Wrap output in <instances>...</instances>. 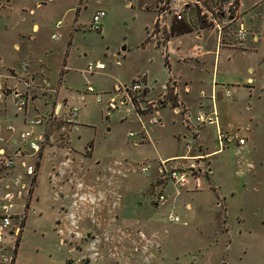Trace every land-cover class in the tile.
<instances>
[{
	"label": "rangeland",
	"instance_id": "374dc122",
	"mask_svg": "<svg viewBox=\"0 0 264 264\" xmlns=\"http://www.w3.org/2000/svg\"><path fill=\"white\" fill-rule=\"evenodd\" d=\"M78 2L2 0L0 8L2 58L25 77L19 65L24 49L32 48L36 58L42 56L49 83L55 91L59 87L58 93L36 91L27 107L36 108L31 114L45 117L54 101L78 108L69 139H57L59 127L50 131L31 198L14 202L13 214L25 215L15 264H264V0H242L245 48L221 50L214 79L212 55L203 64L181 65L192 46L200 45L193 34L169 41L168 66L163 47L145 44L155 21L154 0ZM99 9L106 16L95 32L91 17ZM194 23L191 29L209 27ZM206 33L212 48L215 32ZM253 34L258 43L251 42ZM89 63L104 68L89 74ZM179 76L192 82L188 97L197 103L187 122L166 105L158 110L160 124H147L148 137L142 140L133 114L106 109L116 85L139 78L145 79L147 100L161 98L168 85L175 86L183 104L186 90ZM8 86L24 90L16 80ZM80 95L82 103L75 101ZM20 111L11 97L0 100V120L13 122ZM198 113H214L216 124L197 125ZM128 132L137 139L127 138ZM185 155L196 158L183 160ZM167 157H175L167 167L189 173L176 196L158 172ZM142 164L150 165L147 172H140ZM159 193L169 197L165 206H154ZM170 213L178 223L168 221Z\"/></svg>",
	"mask_w": 264,
	"mask_h": 264
},
{
	"label": "built area",
	"instance_id": "2783aa9c",
	"mask_svg": "<svg viewBox=\"0 0 264 264\" xmlns=\"http://www.w3.org/2000/svg\"><path fill=\"white\" fill-rule=\"evenodd\" d=\"M2 0H0V8ZM191 10L197 11L194 16H190ZM153 12L155 13V21L153 29L149 35V40L154 41L157 46L165 47L171 39V28L179 23H190L194 21L200 23H208L217 34H221L224 27L235 23V35L237 45L243 47L246 37V29L242 21L240 13L239 0H154ZM103 10L96 11L91 17L90 29L95 32L101 30V20L104 18ZM198 26V25H197ZM199 27V26H198ZM56 29H60L61 25H55ZM201 28V27H199ZM57 41L58 36H53ZM199 48H191L187 57H197ZM20 69L24 72L27 68L26 63L22 62ZM104 68L101 63H89L85 71L93 74L96 70ZM8 76L11 80H16L24 85V90H19L16 86H0V100L11 97L15 106L22 110L20 113L27 111L28 104L35 100L36 91L53 92L46 85L36 86L32 80L25 76L19 77L15 71L10 70ZM144 79L132 81L129 85H116L114 96L109 97L106 103L108 111H117L121 109L126 114H133L137 123L141 126L139 139H147L146 125H159L160 115L158 110L166 105L173 109L175 115H180L182 120L187 122L190 115L185 109H179L182 104L179 102L175 86L166 85L163 96L155 101L147 100V88ZM56 93L57 90L55 91ZM87 93H92L93 89L87 87ZM203 96V92H200ZM35 110V109H34ZM78 108L67 107L66 103L52 104L51 109L45 117L35 116L26 119L23 123L25 126L22 130L11 123H3L0 120V264H15L16 253L19 246L20 235L23 227L25 215L17 216L13 214L16 206L15 200L22 197L31 198L36 187L37 177L41 162L44 159V147L46 140L50 136L53 127H59L60 135L57 139H69V131L76 125V116ZM187 115V117H186ZM143 116H149L144 121ZM197 125H214L216 124L215 114L198 113L195 117ZM40 130H37V128ZM127 138L137 139V135L128 132ZM185 139V138H184ZM229 139V138H228ZM238 144L243 145L244 141L238 138ZM192 142L185 143L187 151L190 150ZM184 159H191L181 157ZM32 160V164L29 160ZM172 161V160H171ZM169 160L159 162L158 172L163 178V182H169L175 191V196L180 194V190L187 185L189 173L184 167H167ZM150 165L142 164L140 172H147ZM193 165L188 170L191 172ZM195 186L199 187V182L195 181ZM169 197L164 193H159L155 198L156 206H165ZM20 217V223H13L14 219ZM167 219L170 223H178L179 219L173 213L168 214Z\"/></svg>",
	"mask_w": 264,
	"mask_h": 264
},
{
	"label": "crops",
	"instance_id": "0c3cea01",
	"mask_svg": "<svg viewBox=\"0 0 264 264\" xmlns=\"http://www.w3.org/2000/svg\"><path fill=\"white\" fill-rule=\"evenodd\" d=\"M11 1L12 0H3V2L6 3V4H9ZM50 1H52V0H50ZM239 1H240V13H241L242 21H243V16L242 15L246 14L247 11L244 10V5L242 4V0H239ZM81 2H82V0H79L78 5H80ZM36 7L40 8L41 4L39 2H37ZM99 10H102V9H99ZM105 16H106V13H105ZM105 16H104V18H105ZM103 19L101 20V28H102ZM193 22L194 21H192L191 23H193ZM232 24H229L230 26L229 25L225 26L223 31H222V33L219 34V35L217 34V32L213 28H199L198 26H195L194 29H191L193 27L192 26L190 29L193 30V31H191V32L180 34V35L171 36L170 41L173 38H177V37H180V36H185V35H188V34H193L194 37H195V41L200 43L199 46H192V47L193 48H199L202 51V53L199 54L197 57H193V58L187 57V55H188V53H187V55L184 56L181 59V61H180L182 63L181 65H186V63L188 61L191 62L193 60L196 63H201L202 62V64H203V63H205V57L209 56V55H212L213 56L212 78L214 79L216 77L217 71H218L217 70V68H218L217 65H218V62H219L220 51L223 50V52L232 53V52L235 51V49L239 50V48L236 46L237 43H238L237 39H236V35H235L236 24L235 23H232ZM37 28H38L37 24L35 22H33L32 29L36 30ZM245 29H246V27H245ZM208 31H214L215 32V36H216V40L213 43L214 46H212V48H209L210 37L209 38L205 37V33L208 32ZM247 32L248 31L246 30V37H245V40L243 42V47L244 48H245V43L247 42V37H248V33ZM147 42H153V41L149 40L147 38L145 40V44H147ZM251 42H253V43H258L259 42V38H258L257 34H253L252 35ZM234 43H236V44H234ZM145 44H143V45H145ZM152 44H155L157 48H161L160 46H157V44L155 42H153ZM167 45L165 47H163V49L165 51L164 52V59H165V65L166 66H168V64H167L168 63ZM15 49H18V47L15 46ZM241 50H243V49H241ZM23 54H24V57H22L23 60L21 61V63L22 62L26 63L27 68L25 70V75L30 79V81L32 80L36 84H37V82L40 81L44 85L48 86L50 89H54L53 86L49 83L48 77L45 74H43V72H42V69H43V63H42V60H41L42 56L40 58H36L35 55H37V54L33 51L32 48H25L24 51H23ZM40 55H42V54H40ZM229 57L230 56L228 55L226 57V60H229ZM19 64L20 63H17L16 65L18 66ZM2 65L5 66L4 70H1V69H3ZM14 65H12V66L8 65V58H6V59L2 58L1 53H0V86H8L9 81H12L11 78L8 76V71H10V70L14 71ZM117 65H118V63H117ZM7 69H9V70H7ZM179 79L182 80L183 84L185 85L186 92H184L183 95H186V97L185 96L183 97V99H182L183 104L182 105H183V108L186 109V112L189 115L190 112H188V111H190L191 109L197 107V103L194 100H192L190 97H188L189 93H190L189 84H191L192 82L187 80V78H185V77L182 78V76H179ZM144 81H145V79H144ZM144 83L146 84V82H144ZM8 87H11V86H8ZM215 87H216L215 83L214 84L211 83L210 92L212 94V97H213V93H215V91H216ZM57 88L58 89H56V90L58 91L59 87H57ZM34 97H35L34 99H36V95H34ZM75 99H76L75 101H80V102L84 101L83 95L77 96V97H75ZM210 100L213 101V99H210ZM198 104H201V103H198ZM200 107L203 108V105H200ZM34 109H36V108L33 106V109H27V111L24 112V113H19V112L14 113L13 122L12 121H6L5 122V121H2V120L1 121L3 123H11L17 128V130H22L25 127L23 125L24 121L26 119L35 117L34 115L31 114L32 110L34 112ZM6 115H7V110L4 108L3 117L6 118ZM205 115H208V114H205ZM188 125H189V123H188ZM45 155L46 154L44 153V156ZM205 156L206 155H204L203 157H205ZM181 157H187V158H191V159L196 158V157L189 156V155H187V156L185 155V156H181ZM199 157H201V156H199ZM173 158H175V157H167V158H165L163 160H172ZM154 206H156L155 203H154Z\"/></svg>",
	"mask_w": 264,
	"mask_h": 264
},
{
	"label": "trees",
	"instance_id": "16d2710c",
	"mask_svg": "<svg viewBox=\"0 0 264 264\" xmlns=\"http://www.w3.org/2000/svg\"><path fill=\"white\" fill-rule=\"evenodd\" d=\"M189 15L191 16V12H189ZM191 27H192L191 22L190 23H185V22L179 23L171 28V36L191 32V30L189 29Z\"/></svg>",
	"mask_w": 264,
	"mask_h": 264
}]
</instances>
